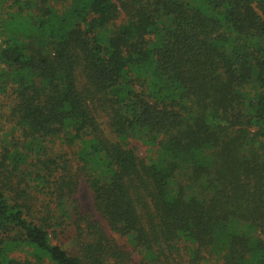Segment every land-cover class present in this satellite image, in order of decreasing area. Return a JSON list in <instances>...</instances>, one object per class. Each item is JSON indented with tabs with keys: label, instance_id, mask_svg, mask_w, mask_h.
<instances>
[{
	"label": "trees",
	"instance_id": "16d2710c",
	"mask_svg": "<svg viewBox=\"0 0 264 264\" xmlns=\"http://www.w3.org/2000/svg\"><path fill=\"white\" fill-rule=\"evenodd\" d=\"M81 179L139 264H264V0H0V264L131 263Z\"/></svg>",
	"mask_w": 264,
	"mask_h": 264
},
{
	"label": "rangeland",
	"instance_id": "374dc122",
	"mask_svg": "<svg viewBox=\"0 0 264 264\" xmlns=\"http://www.w3.org/2000/svg\"><path fill=\"white\" fill-rule=\"evenodd\" d=\"M140 154L141 155L145 154L143 149H140ZM78 198L81 202L82 209L85 212H89L92 215H94V217L102 223L107 234L109 236H111L112 238L116 239L121 245H123L126 249H128L132 253V261L130 264H139L141 257L137 252H135L132 249V247L129 244V242L127 241V239L119 236L116 233H114L110 229V227L108 226L106 221L101 218V216L98 214V212H96V210L94 208L93 193L90 190V188L88 187V185L84 179H81V181H80L79 190H78Z\"/></svg>",
	"mask_w": 264,
	"mask_h": 264
}]
</instances>
